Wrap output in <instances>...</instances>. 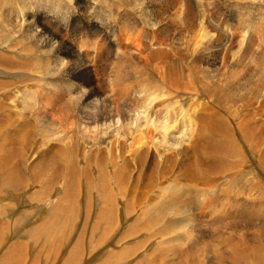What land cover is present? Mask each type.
Listing matches in <instances>:
<instances>
[{"label": "bare ground", "instance_id": "bare-ground-1", "mask_svg": "<svg viewBox=\"0 0 264 264\" xmlns=\"http://www.w3.org/2000/svg\"><path fill=\"white\" fill-rule=\"evenodd\" d=\"M263 7L0 0V264H264ZM174 23L194 24V39L170 41ZM167 59L180 72L159 80L149 64ZM183 107L178 135L166 119ZM134 178L147 182L138 205ZM94 192L105 206L91 225ZM84 231L100 245L84 247ZM149 241L154 257L136 255ZM90 245L118 251L96 263Z\"/></svg>", "mask_w": 264, "mask_h": 264}, {"label": "rangeland", "instance_id": "rangeland-1", "mask_svg": "<svg viewBox=\"0 0 264 264\" xmlns=\"http://www.w3.org/2000/svg\"><path fill=\"white\" fill-rule=\"evenodd\" d=\"M172 6H174V5L172 3H169L168 7H172ZM212 11H213V13L216 16L222 18L223 21L226 22L227 24H229L230 26H236V21L234 20V18L232 17V15L228 14L227 12H225L224 9L223 10H219V8L217 7V4L213 6ZM250 14L256 15V14H258V12H251ZM246 15H248V14H246ZM254 17L256 18V16H254ZM192 27H194V24H190L188 26H180L179 24L174 23L173 26H171L169 28V30H168V39L170 41H174V39L192 41L194 39L195 35H196ZM115 33H117V31H115ZM149 65H151L152 73L155 74V76L159 80L162 79V76H163L162 73H166V72L170 71L173 74H178L180 72V68H178V67L174 71V65H173V63L171 62L170 59H167L166 61L163 60L162 62H152ZM197 77H200V75H196L195 76V75H192L191 74L190 77L187 79V82L190 81L192 83L194 81L193 84L195 83L194 84L195 87L192 84V87H191L192 89H190L188 91L189 93H191V90L194 91L195 88H196V90L194 92H196V91L199 90L198 84L196 83L195 80H193V79H195ZM191 80H193V81H191ZM183 84H184V81L181 79L180 84L177 83V87L173 91H171V95L170 96H166V97L157 99L155 101V103H158L157 104L158 106L160 105V103H164L161 107L158 108V112H159L158 115H162L164 113V111L166 112L167 105H168L169 101L172 102V97L174 96L175 93H180V92L184 91V88L183 87L185 85H183ZM190 95L191 96H189V94H188L186 96V98H189L190 101H188L186 98H184V102L187 103V104H190V108H191L190 110H191V112H193L194 109H195V107L197 106L196 109H195V111H196L197 114H201L202 113V110H204V107H205V105H204V99L201 101V105H200L199 104V101L196 99L197 96H193L192 94H190ZM210 107L213 108L212 106H210ZM184 110L185 109L183 107L182 111L178 112V114L174 118H172L171 116L168 115V117L166 119V123H169V124H172V122L174 121V125L177 128L178 135L181 132H183V130L185 129V125L186 124L189 125L188 122L187 123H184V118H183L184 117ZM168 114H170V113H168ZM189 118H190V124H192L191 123V121H192L196 125V120H192L191 116ZM256 124L257 125L255 127V130H256V133H257V131L260 128L261 121L257 122ZM252 127H254V125ZM197 145H199V146L203 145L204 146V142L201 140V138H198ZM124 150H125V148L124 149H121L120 151H124ZM189 157H190V154H189L188 158ZM106 160H108V159H106ZM207 162L208 161H205V163H207ZM203 163H204V161H203ZM129 169L131 170L132 169V166ZM134 171H136V170H134ZM125 172H126V175L128 177L127 179L130 180L129 179V176H128L130 174L129 173V170L128 171H125ZM109 177L111 179H109V178H107V179L112 180V177L113 176L110 175ZM135 180H137V178H134L131 181H129V184H128L129 187L128 188H130V190L127 189L129 191H127L126 195H127V197H128V195H131L132 194V190H134L135 192H137L138 194H137L136 197H133V200L135 201L136 205H138V203H140V199H142L141 198V196H142V193L141 192L143 191V189L141 191V188H144V186H146L147 182H144L143 181V182H140L139 183V182H137ZM201 183H202V185H200V186H201L202 189H204V182H201ZM123 188L124 187H122V191H123ZM112 189H113V194H114V187H112ZM201 193L204 194V191L201 192ZM84 194H85V187L82 186L81 187V192H80V195H79L80 207H82V208H83V202H84ZM95 195H96V193L94 192L93 195H92L93 212L96 210V202H97V201H95ZM98 200H99L100 204L98 206V210L95 211L92 214L91 221H90V224L91 225L93 224V221L96 218H100L99 215H98V213L105 206L102 203V201H105V199H102L101 200L99 198ZM114 200L116 201V203H119L120 202V197L119 196H115V194H114ZM120 218L121 217H120L119 212H118V217L116 219V227L122 226V223H121ZM86 231L91 232L90 230H86ZM86 233L87 232L84 231V247L86 245V240H89V239H90L91 243H93L95 246H99L100 245V243L95 242L97 240V236L96 237H91L92 232H91V235L88 234V233L86 234ZM110 236L112 238L116 237V235L114 236L113 234H111ZM140 238H141V234L136 239H133L132 240V238H130L128 240L122 241L124 243L123 244V248L124 247H130V246H132L135 243V241H138ZM120 239H122V238L121 237H118L116 240H120ZM152 243H153V241H149L148 243H146L144 245V247L136 255L141 254L142 252H145L146 255H148L150 257H154V252L153 253H150L151 250L148 251V248L151 246ZM94 245H90V257L96 263H98L100 261V259L101 260L104 259L107 253H111V252L118 251V249H116V245L114 247H110L109 251H107L106 253H105V249L103 247L96 248V247H94ZM202 249L203 248H200V251ZM102 251L104 252V254L101 255V256H99V257H97V255L100 252H102ZM136 255L134 257H136ZM134 260H138V259H134Z\"/></svg>", "mask_w": 264, "mask_h": 264}]
</instances>
